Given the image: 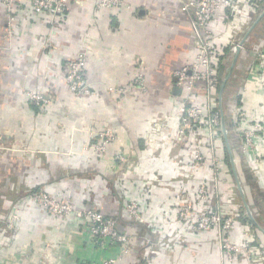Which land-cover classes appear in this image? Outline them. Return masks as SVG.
<instances>
[{"label": "crops", "instance_id": "0c3cea01", "mask_svg": "<svg viewBox=\"0 0 264 264\" xmlns=\"http://www.w3.org/2000/svg\"><path fill=\"white\" fill-rule=\"evenodd\" d=\"M188 1L122 0L121 6L96 9L95 0H69L64 15L56 19L34 12L24 1L15 6L8 35V15L0 0V147L13 149L10 154L0 151L1 166L11 155L13 169L12 181L6 177L13 189L1 190L0 203L7 195L15 200L24 197V186L29 190L41 187L56 199L67 198L77 207H92L112 216L119 230L129 229L135 236L130 253L118 264H229L221 252L218 230L190 232L177 218L179 204L195 199L188 185L175 184L183 177L180 164L188 161L182 144L191 138L177 142L173 131L165 134L166 140L148 135L153 122L171 124L169 117L181 102H204L202 84L196 83L186 92L176 88L172 79V71L190 63L196 54L195 10L185 6ZM256 1L235 0L231 10L218 12L212 22L221 80L213 96L218 105L222 88L230 152L237 132L234 128H242L240 123H232L236 113L244 111L252 123L264 118V59L255 53L264 52V0L254 4ZM232 44L241 45L237 54L230 52ZM78 53L84 54L87 82L98 89L95 117L118 134L106 158L92 161L83 153V134L79 142H70L67 120L61 119L57 127L50 103V108L48 104L36 108L23 95L27 87L43 88L44 97L52 102L47 89L54 80L62 81L69 61ZM136 70L144 74L145 91L138 95L136 90L123 89L121 93L131 92L124 96L127 103L121 109L119 94L108 89L131 85ZM232 83L237 84L234 90L230 89ZM136 99L143 104L134 121L131 103ZM119 116H124L120 126L116 124ZM9 142L16 143L9 146ZM238 142L240 157L236 152L234 160L231 153L229 162L232 172V164L237 167L244 196L260 227L254 223L249 227L250 234L260 240L247 241L264 260V132L259 131L255 138L253 153L244 150L241 138ZM222 143L230 155L225 138ZM72 147L75 152H70ZM118 152L126 160L114 166L113 156ZM245 170L252 173L250 184L243 176ZM250 188L255 189L254 195ZM222 197L223 191L216 198L209 194L218 209L224 203ZM130 200L139 202L142 222L127 215L125 204ZM4 224L0 222V236L6 231ZM239 228L238 224L232 236ZM87 241L81 222L56 221L33 206L23 213V222L14 232L0 237V264H88L109 254L100 256L102 252ZM232 264L247 262L236 257Z\"/></svg>", "mask_w": 264, "mask_h": 264}, {"label": "built area", "instance_id": "2783aa9c", "mask_svg": "<svg viewBox=\"0 0 264 264\" xmlns=\"http://www.w3.org/2000/svg\"><path fill=\"white\" fill-rule=\"evenodd\" d=\"M26 1L36 13H45L52 18L61 17L64 15L69 0H1L5 12L8 15L7 29L10 35L12 22L15 18V6L20 2ZM235 0H190L186 2V7H192L195 10L194 25L196 29V40L194 42L196 54L194 59L172 71V79L174 86L186 92H191L196 83L203 85V90L207 94H214L220 87L219 60L216 55L214 46V37L212 32V22L216 14L222 10H231ZM123 4L122 0H95L96 9L113 8ZM238 44H232L230 52L235 53ZM260 59H264V52L257 50L255 52ZM225 61V60H224ZM226 62V61H225ZM68 69L64 76L66 84L70 89L77 94L86 92L85 88L88 85L84 75L85 58L84 54H77L75 59L69 61ZM132 87L138 90H145L144 74L136 70L132 78ZM110 91L121 93L122 89L114 87L109 88ZM28 98L35 104H45V100L40 95L28 94ZM215 106H211L209 101L201 104L181 102L174 110L173 117L170 118V123L164 121L153 122L149 128L148 135L158 136L165 139V134L168 131L174 132V139L177 142H182L189 137L191 140H198L201 136H208L210 133L214 136L220 127V115ZM234 123H240L241 129L235 127L236 134L242 139L244 150L246 152H255L254 141L258 136L259 131L264 132V118L256 122H250L244 111H239L235 115ZM219 129V130H218ZM218 130V131H217ZM100 141L96 145L84 146L90 147V151L96 153L97 157H101L108 148V144L116 142L114 132L106 130L97 134ZM163 140V141H164ZM211 158V155L209 156ZM116 163H124L126 160L125 154L119 152L115 155ZM195 162L200 166H204L208 157L197 153ZM211 171H216V163L213 158L210 159ZM208 195L207 186L201 183L197 189V196L200 199H205ZM30 199L41 205L46 213L52 217L60 219L62 222L65 219H74L81 224L87 225L88 241L87 244L104 250L113 246L120 247L121 250L111 252L105 258H102L94 264H116L122 258V254L128 250V245H131V240L127 233L119 230L117 221L112 216H107L95 209H85L77 207L75 204L68 203L56 199L47 192L42 191L30 196ZM127 215L142 222L144 219L141 215L140 204L137 200H131L125 205ZM177 218L180 222H184L188 226V230L194 232H205L218 230V239L222 255L226 258L229 264L234 262L236 256L243 253L248 258L249 263L253 260L249 255L248 248L241 246L232 241L231 232L235 226L236 219L228 216H222L217 211L211 210L201 213H195L194 205L190 201L181 202L177 209ZM124 248L126 250H124ZM247 255L249 257H247Z\"/></svg>", "mask_w": 264, "mask_h": 264}, {"label": "rangeland", "instance_id": "374dc122", "mask_svg": "<svg viewBox=\"0 0 264 264\" xmlns=\"http://www.w3.org/2000/svg\"><path fill=\"white\" fill-rule=\"evenodd\" d=\"M236 85H237L236 83L230 84V89L234 90V88H236ZM121 87H123L122 90L127 89V87L130 89H133L134 91L136 90L135 92L138 93V95H140L139 92H141V93L143 92V91L138 90L137 88L134 89L132 87V82H131V85L127 84L126 86H116L114 88L120 89ZM85 90H86V92L82 93L85 95L83 98L81 94H77L74 91H72L70 89V86L68 84H66L65 79L62 78V81H60V80L55 81L54 80L53 85L51 87H49V89H47L48 93L52 96L51 97L53 99L52 102H49L50 100L46 99L44 97L45 95H44L43 88L27 87L23 90V95L30 104H34V103L30 101V99L27 96L28 94L40 95L42 97V99L45 100V105L48 104V106H49V103H50L52 110L55 112L54 114L57 115L56 118H54L57 120V124L56 123H54V124H56V126L58 127L59 123L61 122L60 120L63 119V120H67L68 124L70 125L68 133H69V141L72 140V143L75 142V140H77L79 142L80 136L84 135V138L82 139V143H83L82 150H83V153H85V157L87 158V160L92 161L93 158L94 159L106 158L108 149L111 146V144H108V148L106 149V152L101 157H97L96 153L90 151V147L85 148L84 146L96 145L100 141V137L97 135L100 132H105L106 130H110L112 132H114V131L111 127H109L108 125H105L104 124L105 121H103L101 118H99L100 119L99 120L97 117H95V111H97L96 110L97 107L95 105L98 103V99H97V97H95V92H96V90H98L96 88V86L88 83ZM203 91L205 92V90H203ZM130 92H131V90L123 91V93H117L115 91L114 94H119L118 98L121 99L120 101H118L120 103L119 108L123 109L122 108L124 106L123 104L127 103V101L124 100V98H126L124 96ZM60 94L62 97L59 96ZM213 95H215V94H207L205 92L203 94L204 102L208 100L210 105L215 106L216 110H218L220 112L219 103H218V105L216 102L214 103L215 96H213ZM82 100H84V101H82ZM137 101L138 100L136 99V100H134V102H135L134 104L131 103V108H132L131 110H133L132 112H133L134 121L139 119L138 115H139L140 110L142 109L141 106L143 104L142 102H137ZM184 102L185 103H191L189 101V99H187ZM129 104H130V102H129ZM42 105L44 106L43 103L39 104V107H42ZM46 108H48V107H46ZM49 108H50V106H49ZM83 111H84V115H83ZM60 112L63 113L62 114L63 116L60 115ZM220 114L221 113H219V115ZM123 117L124 116L117 117L116 124L118 126H120L121 123L123 122V120H124ZM81 118H84V123L78 124V121L81 120ZM224 121H225V119H224ZM233 122L234 121H232V123ZM114 135L116 136V139H117L116 142H117L118 141V136H117L118 134L114 132ZM237 135L238 134H235V139H233V146L231 145L232 146L231 153H232V157L234 158V160H235V157L237 156V153H238V156L240 157V152H238V150L236 148L237 143H239L238 141H240V136H237ZM222 138H224V134L221 133V131H218L216 133V135H214V136L210 133V135H208L206 137H204V136L199 137L198 140L192 139L191 142L183 143L182 149L184 151H186L185 154L187 155L186 158H188V161L183 163V164H180L179 171L181 172L183 177L180 178V180H179L180 182H175V184L180 183V185H181V183H182V184L188 185V188H190V190H192V192H194V194H195L194 202L193 201L191 202L190 200L189 201L191 203H193V205L195 203V205L197 206V207H195L196 210L194 209L195 213L198 214L201 212L214 210V211H217L218 213H220V215H222V216H225V217L230 216V217L236 219L235 226L231 232V238L234 237L238 241L234 240L233 238H232V241L238 245L246 246L247 248L249 246L250 249H248V252H249V255L252 256L250 258L252 260L254 258V261H251L250 264H264V260H262V257H261L262 255H258V248H256V246H254V245L249 244L248 243L249 241H247L250 238H257L258 239V235L256 236L254 233L250 234L249 229L251 228V226L249 223H248L249 225H247L245 223H241L240 221H238L239 215H242V214L246 215L247 213H246V210L244 208L243 201H242V199H240L241 194H240V191L238 189L237 183L235 181L236 179H234V177H233L234 171L232 172L231 165L229 162L230 155H228V153L227 154L225 153V147H223ZM185 139H186V141H188V137ZM12 143L14 144L16 142H9L8 145L10 146V145H12ZM2 150L3 151L9 150L8 151L9 154L13 152L12 151L13 149L11 148V146L7 147L6 145H2L0 147L1 152H2ZM70 152H75V147H72L70 149ZM197 153H200V154L206 156V158L208 157V160L206 161L204 166H200L199 164H197L195 162L194 159H195V156L197 155ZM249 153H251V152H249ZM210 155H211V158H213V160H215V163H216V165H215L216 171L215 172L211 171V166H210V161H211L210 159L211 158H209ZM10 159H11V155H8L6 157L5 162H4L5 165H3V166H1L2 161L0 160V192L3 189H5L7 191L13 189V186L11 187L12 184L6 183L7 181H12V176H13V169L11 166V162H9ZM6 162L7 163L9 162V163L7 164ZM113 163H114V166L117 165L116 161H115V155L113 156ZM234 164H235V162H234ZM234 167H235L237 175H238L236 165H234ZM250 167H252L251 162H250ZM249 173L252 174L251 172H249ZM249 173L247 170H245L243 176L245 178L246 183L250 184L251 176L249 175ZM6 177L8 178L7 181H6ZM201 183H205L207 186L208 195L205 199H200L197 196V189ZM241 187L243 188V184ZM23 188L24 189L22 191V194L25 195L24 197L22 196V198L15 200V199L11 198V195L9 196L6 194L8 197L5 198V201L0 203V210L2 209V206H4V205H5V207L6 206L8 207V208L6 207L5 210L3 209L2 210L3 212L2 211L0 212V222L1 223L5 222L4 230H6L5 233H1V234H3L2 236L8 235L9 232H14V228L17 229L21 225V223L23 222V213L26 210H28L30 207H33V206H36V208L39 209L40 211H44L45 214L48 215V217L55 219L56 221L58 219V218L52 217L51 215L46 213L45 209L41 205L34 203L30 199L31 195L44 191L41 187L37 188V189L34 188L32 190H29L27 186H24ZM244 190H245V188H244ZM209 191H210V193L212 192V194L215 198H216V195L219 194V192L223 191L224 197H222V199H224L223 200L224 203L219 207V209L215 206V200H210ZM250 192H251V194L254 195L255 189L250 188ZM62 201L72 203V202H70L71 200H68L67 198H66V200H62ZM224 204H225V208H224ZM85 209H92V207L85 206ZM101 213H103V212H101ZM2 214H3V216L5 215L4 218L1 217ZM247 217L250 220L248 215H247ZM238 224L240 225V228H239L238 232H236L232 236V234L236 230V227ZM251 225L253 226L252 221H251ZM83 227L86 229V232H87V225L83 223ZM120 231H122V230H120ZM189 231L194 232L191 230H189ZM0 232H1V230H0ZM122 232L127 233L130 240H132L134 242L135 236L133 235V233L131 234V231L129 229H127L126 231L123 230ZM253 232H254V230H253ZM137 235H138V237L140 236L139 233ZM2 236H0V237H2ZM250 236H252V237H250ZM258 240H260V239H258ZM261 242L264 243V238L261 239ZM127 249L128 250H126L124 248V250H126V252H124L122 254L121 260L116 262V264L122 262L124 260V258L128 255V253H130L131 245H128ZM120 250H121L120 247L116 248L115 246L111 247L110 249L109 248L104 249V250L101 249L100 252H102V253L100 254V256L103 255V253L111 254L109 251H112L115 253L116 251L120 252ZM261 251H262L261 254H263V256H264V247H262ZM109 254H107L106 256H108ZM105 257H102V258H105ZM236 257L237 258L242 257L247 262V264L249 263L248 258H246V256L243 253L238 254ZM247 257H249V256L247 255ZM88 264H94V263L88 262Z\"/></svg>", "mask_w": 264, "mask_h": 264}, {"label": "water", "instance_id": "95a60500", "mask_svg": "<svg viewBox=\"0 0 264 264\" xmlns=\"http://www.w3.org/2000/svg\"><path fill=\"white\" fill-rule=\"evenodd\" d=\"M241 45H242V43H241ZM241 45H240V46H241ZM239 49H240V47L237 48L235 54L238 53ZM221 92H222V88H221V90H220V98H219V106H220V113H221V114H220V122H221V123H220V127H221V131H222V133L224 134V138H225V140H226L227 147H228V149H229L228 142H227V135H226V126H225L224 116H223L222 108H221ZM229 154H230V157H231L230 149H229ZM230 160H231V163H232V159H230ZM232 167L234 168V174H235V177H236L237 186H238V189H239V191H240L241 199H242V201H243V205H244V208H245V210H246V213H247V215L249 216V218H250V220L252 221V223H254L255 225H257V226L259 227L258 223L256 222V220H255L254 217L252 216L251 210H250L249 205H248V203H247V201H246V198H245V196H244V193H243V190H242L241 184H240V182H239V180H238V177H237V175H236V170H235V167H234L233 164H232ZM259 228H260V227H259ZM262 231L264 232V230H262Z\"/></svg>", "mask_w": 264, "mask_h": 264}, {"label": "trees", "instance_id": "16d2710c", "mask_svg": "<svg viewBox=\"0 0 264 264\" xmlns=\"http://www.w3.org/2000/svg\"><path fill=\"white\" fill-rule=\"evenodd\" d=\"M258 1V0H257ZM257 1L254 3V4H256L257 3ZM66 12V11H65ZM32 105H34V107H39V104H32ZM108 216V215H107ZM238 221H240L241 223H249L250 225H251V222H250V220L248 219V217H247V215H239L238 216Z\"/></svg>", "mask_w": 264, "mask_h": 264}]
</instances>
